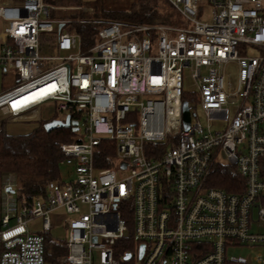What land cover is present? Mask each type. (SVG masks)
Instances as JSON below:
<instances>
[{"label": "built area", "instance_id": "obj_1", "mask_svg": "<svg viewBox=\"0 0 264 264\" xmlns=\"http://www.w3.org/2000/svg\"><path fill=\"white\" fill-rule=\"evenodd\" d=\"M71 1L76 6L0 4V65L17 77L0 93V114L41 121L48 105L79 116L71 118L78 122L76 140L62 145L73 178L54 183L31 204L7 196L0 264H52L46 235L60 209L72 217L60 222L67 253L56 264L135 258L141 264H249L227 252L264 248V233L254 230L264 224V0H165L179 25L54 16L90 10ZM74 24L98 26L91 43ZM249 48L257 55L249 56ZM230 63L237 65L236 86L226 71ZM185 70L195 85L188 130ZM215 121L226 124L216 130ZM227 166L243 180L230 184L232 190L214 185L215 171ZM123 214L137 242L129 260L116 249L129 234ZM37 217L43 218L40 232L30 228ZM254 260L264 264L262 255Z\"/></svg>", "mask_w": 264, "mask_h": 264}, {"label": "trees", "instance_id": "obj_2", "mask_svg": "<svg viewBox=\"0 0 264 264\" xmlns=\"http://www.w3.org/2000/svg\"><path fill=\"white\" fill-rule=\"evenodd\" d=\"M160 0H89L87 5L94 10V14L87 15L80 12L77 18L97 20H120L140 24L162 23L179 25L173 20H165L160 13ZM56 14L54 13V16ZM162 21V22H161ZM76 30L84 36L87 43H91L92 35L98 30L96 25L74 24ZM183 101L189 97L183 95ZM72 119L79 120V116L71 115ZM40 126L33 132L23 135H8L0 126V181L14 176L16 186L14 196L18 202L33 203L36 198L47 197L50 186L60 181L61 165L65 162L62 145L75 141L77 132L73 127H58L50 132L46 131L45 124L49 121L41 120ZM5 123V120L2 122ZM164 147V146H163ZM162 148V147H161ZM108 167V165H104ZM216 187L232 190L230 184L241 182L234 167H218L214 173ZM1 183V184H2ZM123 218L129 226L127 237L116 243L118 256L134 254L137 242L132 234L130 221L127 215ZM46 246L51 250L49 260L56 264L66 255L65 241L52 239L51 232L46 235ZM134 260L123 264H134Z\"/></svg>", "mask_w": 264, "mask_h": 264}, {"label": "rangeland", "instance_id": "obj_3", "mask_svg": "<svg viewBox=\"0 0 264 264\" xmlns=\"http://www.w3.org/2000/svg\"><path fill=\"white\" fill-rule=\"evenodd\" d=\"M87 2L89 0H82L83 7L89 8V11H84L85 14L93 15L94 10L93 8L89 7L87 5ZM57 6H63V7H70V6H76V3H74L71 0L61 1L56 0ZM160 13L162 14L163 18L165 20H173L174 23L177 24V22H180L179 14L171 7V5L165 1L160 0L159 3ZM81 11H77L74 9H66V10H57L55 11V17H66V18H77L76 15ZM83 12V11H82ZM211 9L209 7H206L204 9V14L201 15L202 20H209L210 18ZM162 22V21H161ZM162 24V23H158ZM165 24V23H164ZM180 24V23H178ZM169 25V24H165ZM247 54L249 56H256L257 53L253 48H249ZM226 71L230 74V83L234 84L236 86L237 79H238V69L237 65L235 63H230L226 67ZM17 77L13 73H9L5 71V68L0 65V89L2 86L6 88H12L16 85ZM183 89L185 92V95L189 97V100L195 98V85L194 81L190 75L189 70H185L183 73ZM234 114V110L230 109L229 112V118H231ZM66 117L62 114L58 113L53 106L45 105L42 107V119L45 121H50L54 119L58 120H64ZM197 118L199 119L202 126L207 125L206 117L204 116L203 112L198 109L197 110ZM5 120V123H2ZM225 121H215L214 122V129H223L225 126ZM0 126L4 129V131L8 135L16 136V135H23L28 134L30 132H33L35 129H37L40 126L39 121H35L32 119L24 120V121H11L7 117L0 114ZM80 128L82 129V123L80 124ZM73 171H74V165L68 162H65L61 165V177L63 180L68 181L69 179L73 178ZM0 181V196L3 197L2 200V207L4 206L5 200L9 193L6 191L7 187L16 186V179L14 176L7 177V179H4L3 183ZM7 185V186H6ZM85 209V208H84ZM2 214V213H1ZM54 217H52L53 220V228L51 229V237L54 240L57 241H65L67 239V231L64 225H60V222L63 220V222L67 221L72 216L69 215L64 209H60L54 212ZM64 224V223H63ZM42 225H43V218L37 217L30 223V228L34 231L40 232L42 231ZM254 230L256 232H262L264 233V224L254 225ZM227 255L229 258L236 257V258H245L249 264H256V261L254 260L258 255H262L264 257V248H253L251 246H244V247H236V248H230L227 252ZM135 264H141V262L138 260V258H135L134 260Z\"/></svg>", "mask_w": 264, "mask_h": 264}, {"label": "water", "instance_id": "obj_4", "mask_svg": "<svg viewBox=\"0 0 264 264\" xmlns=\"http://www.w3.org/2000/svg\"><path fill=\"white\" fill-rule=\"evenodd\" d=\"M62 28V25L60 26V29ZM183 121H184V127L186 130L189 129L190 127V122H191V114H190V110H189V106H188V103L185 102L183 104ZM78 122L77 121H72L71 120V117L70 116H67L65 121H61V120H52V121H49L45 124V129L46 131L50 132L58 127H72L74 128V131H77L78 127ZM9 194H15V190L12 189L11 186L7 187V190H6ZM144 251H145V246L144 245H141L140 246V250H139V258H142L143 257V254H144ZM132 258V254L128 253L126 256H125V260H129Z\"/></svg>", "mask_w": 264, "mask_h": 264}, {"label": "crops", "instance_id": "obj_5", "mask_svg": "<svg viewBox=\"0 0 264 264\" xmlns=\"http://www.w3.org/2000/svg\"><path fill=\"white\" fill-rule=\"evenodd\" d=\"M3 0H0V4H1V2H2ZM4 27H5V24H4V22L0 19V52H1V40H2V33H3V30H4ZM7 72V71H6ZM9 73H11V72H9ZM14 74V73H13ZM17 82V81H16ZM14 87V86H13ZM8 89H11V88H6V87H4V86H2L1 87V89H0V93H2V92H4V91H6V90H8ZM2 200H3V197H1L0 196V216H1V213H2V211H3V207L1 206L2 205ZM6 200H7V198H6ZM6 200H5V202H6ZM5 204V203H4Z\"/></svg>", "mask_w": 264, "mask_h": 264}]
</instances>
